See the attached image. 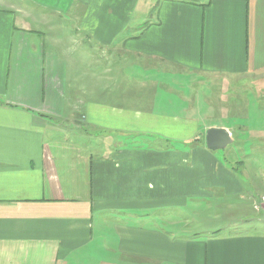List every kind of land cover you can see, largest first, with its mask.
Here are the masks:
<instances>
[{
    "label": "crops",
    "instance_id": "crops-1",
    "mask_svg": "<svg viewBox=\"0 0 264 264\" xmlns=\"http://www.w3.org/2000/svg\"><path fill=\"white\" fill-rule=\"evenodd\" d=\"M207 79L263 86L238 108L264 110V0H0V264H264V232L186 238L155 213L237 189L201 135L234 131L200 129Z\"/></svg>",
    "mask_w": 264,
    "mask_h": 264
},
{
    "label": "rangeland",
    "instance_id": "rangeland-1",
    "mask_svg": "<svg viewBox=\"0 0 264 264\" xmlns=\"http://www.w3.org/2000/svg\"><path fill=\"white\" fill-rule=\"evenodd\" d=\"M63 24L64 31L66 32V34H64L63 36L64 44L67 43V45L73 46V43L77 42V38L73 41V43L71 42V40L74 39L73 29L77 25L70 18L69 14L64 16ZM120 35L121 36L118 35L119 40L116 39L113 46H122L119 45L120 42H123L124 39L128 37L126 34ZM91 38L92 40L94 39V37ZM80 40H82L81 37ZM80 40L79 42H81ZM93 41L96 40L94 39ZM93 45L97 46L98 44L94 43ZM69 49V51L75 54L73 52L75 50V46L70 47ZM131 72L134 73V71ZM133 79L138 81L135 78ZM147 79V83H149V81L151 80L149 75ZM177 81L178 80L176 78V83H178ZM202 81H197L198 83H195L197 85L195 86L196 91L192 94L193 97L198 99L196 103L197 106H200V108L202 109L199 113L203 116H198L201 119L202 123L200 124V129L204 131L206 127L212 125L218 126L222 124L234 129V131L231 133L233 143L227 146L225 149L214 151L213 153H216L218 160L222 162L225 167H230L232 169L231 172L234 175L233 183L235 184L237 189L234 192H230L225 200L223 199V195L220 196L217 194L218 190L221 191V189H215L214 193L216 194V197L213 196L211 199L209 197L206 198V200H210V203L208 202V204L211 205V208L170 207L162 209L160 208V210L155 213L165 220H173L175 222L173 227V234H178L186 238L192 237L194 234H198L200 236L212 235L215 232L216 234L214 235L217 236L245 233H262L264 232V218H256L257 213L253 211L252 208L254 201L256 202L257 210L264 208L263 102L261 99H255V101L253 102L255 105L253 110L254 112L252 115H250L251 118H248V111L246 109L241 110L239 108H243V106L246 105V96L248 92L254 91V93L259 92L261 94L263 91L261 90V88L263 86H257L258 84H255V86H253L250 84V86L241 85L238 86V88L236 86L235 88H232V85H226L224 82H218L211 79H207L205 83V80ZM188 82H190L189 78H187L185 84L186 88H188ZM177 86L178 85H176L175 88L178 90L179 88H177ZM180 89L182 88L180 87ZM218 98L222 100V104L221 102H217ZM230 100H237L239 101V103H236L237 105H235L233 103L234 101ZM126 104L130 106L131 104H138V102L135 100L134 96H130L129 100L126 101ZM182 105H184V107L188 106L187 103H182ZM216 105L220 107L221 111L225 110L224 112L227 114L232 110V105H235V108L239 107L236 112L239 115L235 116V118L231 116H217V113H219V111L216 113V109L214 110V108H216ZM175 113L180 115L181 117H185L183 114H185L186 112L180 108ZM231 123L234 124L233 127H231ZM69 135L72 137L75 136L71 133ZM98 135H96L95 137L92 135L90 136L91 142L94 145L96 152L101 149V139L103 138L102 136L99 137ZM201 135L205 137V132L204 134L202 132ZM79 140L81 139H78L77 141ZM175 141L176 140H174V143H172L171 145L175 147L176 150H180V145L176 144ZM117 144L118 140L114 136L109 137L107 139L106 151L110 154L114 151V147H116ZM239 192H241V194ZM217 206H219L220 208H218ZM224 206H232L233 208H221ZM105 216L107 217L108 214H102L101 220H105ZM242 216L247 217V221L245 223L241 220ZM262 216L263 215H260V217ZM251 218L256 219L253 220ZM109 219L110 218H107L106 220L108 221ZM125 221L127 222V220H124V222ZM158 224L159 228L162 227L163 229H165L167 226L166 223H163L161 220L158 221Z\"/></svg>",
    "mask_w": 264,
    "mask_h": 264
},
{
    "label": "water",
    "instance_id": "water-1",
    "mask_svg": "<svg viewBox=\"0 0 264 264\" xmlns=\"http://www.w3.org/2000/svg\"><path fill=\"white\" fill-rule=\"evenodd\" d=\"M206 147L211 151L225 149L233 143L230 132L225 128H209L206 131Z\"/></svg>",
    "mask_w": 264,
    "mask_h": 264
},
{
    "label": "built area",
    "instance_id": "built-area-1",
    "mask_svg": "<svg viewBox=\"0 0 264 264\" xmlns=\"http://www.w3.org/2000/svg\"><path fill=\"white\" fill-rule=\"evenodd\" d=\"M262 209V208H261ZM262 211H264V208L262 209Z\"/></svg>",
    "mask_w": 264,
    "mask_h": 264
},
{
    "label": "trees",
    "instance_id": "trees-1",
    "mask_svg": "<svg viewBox=\"0 0 264 264\" xmlns=\"http://www.w3.org/2000/svg\"><path fill=\"white\" fill-rule=\"evenodd\" d=\"M260 219H261V218H260ZM214 234H216V232H215Z\"/></svg>",
    "mask_w": 264,
    "mask_h": 264
}]
</instances>
